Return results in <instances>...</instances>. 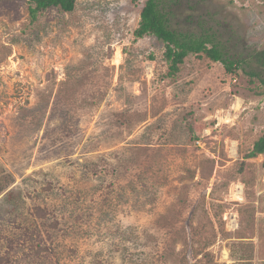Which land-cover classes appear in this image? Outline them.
<instances>
[{
    "label": "rangeland",
    "instance_id": "obj_1",
    "mask_svg": "<svg viewBox=\"0 0 264 264\" xmlns=\"http://www.w3.org/2000/svg\"><path fill=\"white\" fill-rule=\"evenodd\" d=\"M146 1L0 0V264H264V85L203 53L163 77ZM161 1L264 77V0Z\"/></svg>",
    "mask_w": 264,
    "mask_h": 264
},
{
    "label": "trees",
    "instance_id": "obj_2",
    "mask_svg": "<svg viewBox=\"0 0 264 264\" xmlns=\"http://www.w3.org/2000/svg\"><path fill=\"white\" fill-rule=\"evenodd\" d=\"M76 2L77 0H31L30 13L34 19L39 12L50 8H58L64 12H71L75 9ZM161 3V0L146 1L140 13L139 26L135 30V34L137 37L149 34L165 44L164 57L168 65V72L163 77H174L180 71L181 65L190 53L197 55L203 53L211 61L224 64L227 72L235 73L242 68L251 77L252 82L257 78L264 85L262 72L254 69L247 70L243 66L247 62V59L233 58L210 35L197 38L193 34L170 29L168 13L160 9ZM260 64L264 65V62L260 61ZM256 95H264V90L256 92ZM186 124L190 131H193V122H187ZM259 155L264 156V134L254 142L252 149L245 154L244 159L254 158ZM262 165L264 166V161ZM243 169V165H241L240 170L243 171ZM242 227L246 230H252L254 225L251 221H244ZM238 233L241 234L242 230H239ZM2 259L0 258V260Z\"/></svg>",
    "mask_w": 264,
    "mask_h": 264
},
{
    "label": "bare ground",
    "instance_id": "obj_3",
    "mask_svg": "<svg viewBox=\"0 0 264 264\" xmlns=\"http://www.w3.org/2000/svg\"><path fill=\"white\" fill-rule=\"evenodd\" d=\"M241 194H242L241 191L238 190V192H237V198H238V199H242Z\"/></svg>",
    "mask_w": 264,
    "mask_h": 264
},
{
    "label": "built area",
    "instance_id": "obj_4",
    "mask_svg": "<svg viewBox=\"0 0 264 264\" xmlns=\"http://www.w3.org/2000/svg\"><path fill=\"white\" fill-rule=\"evenodd\" d=\"M235 222V219L233 218V219H231V223H234Z\"/></svg>",
    "mask_w": 264,
    "mask_h": 264
}]
</instances>
